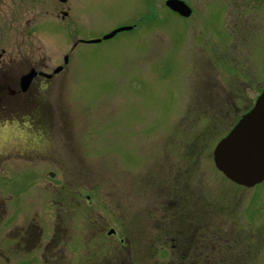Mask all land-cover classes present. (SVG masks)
Returning a JSON list of instances; mask_svg holds the SVG:
<instances>
[{
	"label": "rangeland",
	"instance_id": "obj_1",
	"mask_svg": "<svg viewBox=\"0 0 264 264\" xmlns=\"http://www.w3.org/2000/svg\"><path fill=\"white\" fill-rule=\"evenodd\" d=\"M164 1L4 0L6 70L51 78L0 108V264H264V181L212 161L264 84V0Z\"/></svg>",
	"mask_w": 264,
	"mask_h": 264
},
{
	"label": "water",
	"instance_id": "obj_2",
	"mask_svg": "<svg viewBox=\"0 0 264 264\" xmlns=\"http://www.w3.org/2000/svg\"><path fill=\"white\" fill-rule=\"evenodd\" d=\"M165 5L182 16H189L190 8L182 0H166ZM131 29L118 27L105 34L102 39L115 33ZM100 39L88 40L90 43ZM66 61V58H64ZM61 70L58 66L53 70ZM36 72L31 69L21 77V88L25 90ZM50 77V75L45 74ZM215 168L229 181L246 188L264 180V85L251 108L243 113L231 129L215 144L212 150ZM113 230L110 229L109 233Z\"/></svg>",
	"mask_w": 264,
	"mask_h": 264
},
{
	"label": "flooded vegetation",
	"instance_id": "obj_3",
	"mask_svg": "<svg viewBox=\"0 0 264 264\" xmlns=\"http://www.w3.org/2000/svg\"><path fill=\"white\" fill-rule=\"evenodd\" d=\"M154 1V0H151ZM184 1V0H183ZM61 2L65 4L69 3L71 4V0H61ZM165 3V1H164ZM187 4V2H185ZM4 0H0V8H3ZM188 5V4H187ZM189 6V5H188ZM190 10L191 7L189 6ZM169 9V8H168ZM82 10V9H81ZM170 10V9H169ZM83 11V10H82ZM171 11V10H170ZM174 14H177L173 11H171ZM192 13V10H191ZM190 13V14H191ZM63 16L67 15V11H62ZM179 17H181L179 14H177ZM137 23L133 25H123V26H135ZM4 54V51L2 48H0V108L2 110H5L7 106L16 103L21 102L24 100V96H32L34 95L33 92L37 89L36 87L34 88L31 86L32 81L34 78L37 76H43L46 79H49L51 77L45 76L43 72L37 70L33 64H30L29 61H25V65H23V69H20L19 72H16L15 74L10 73V68L6 70L5 67L9 66L11 62L5 63L2 61V55ZM22 64V62H20ZM31 69H33L36 72V75L32 78L28 86L25 88V90H22L21 88V77L26 75ZM12 88V89H11ZM37 92V91H35ZM6 107V108H5ZM185 254V253H184ZM180 252V255L178 257L179 263H184L185 262V255Z\"/></svg>",
	"mask_w": 264,
	"mask_h": 264
},
{
	"label": "trees",
	"instance_id": "obj_4",
	"mask_svg": "<svg viewBox=\"0 0 264 264\" xmlns=\"http://www.w3.org/2000/svg\"><path fill=\"white\" fill-rule=\"evenodd\" d=\"M189 222H185L184 224H182V225H186V226H188L189 227V224H188ZM191 223H192V231H193V233L191 234L192 236H194V235H197V233H198V231H199V228L195 225L194 226V222L193 221H191ZM190 223V224H191ZM182 230H185V229H182ZM179 234H181V232L179 233ZM173 239V238H172ZM193 240H196V238L195 239H193ZM185 251V250H184Z\"/></svg>",
	"mask_w": 264,
	"mask_h": 264
}]
</instances>
